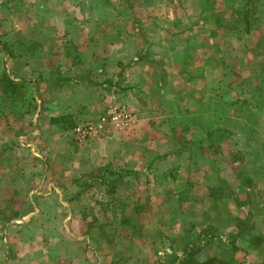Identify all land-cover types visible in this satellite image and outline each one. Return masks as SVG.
Here are the masks:
<instances>
[{"label":"rangeland","instance_id":"obj_1","mask_svg":"<svg viewBox=\"0 0 264 264\" xmlns=\"http://www.w3.org/2000/svg\"><path fill=\"white\" fill-rule=\"evenodd\" d=\"M0 19L17 51L51 35L36 67L74 36L97 55L72 128L0 79V264H264V0H0Z\"/></svg>","mask_w":264,"mask_h":264},{"label":"crops","instance_id":"obj_2","mask_svg":"<svg viewBox=\"0 0 264 264\" xmlns=\"http://www.w3.org/2000/svg\"><path fill=\"white\" fill-rule=\"evenodd\" d=\"M47 4V3H46ZM36 6V5H35ZM30 9L33 8V5H29ZM58 7L59 10H65L66 12H72L75 11V15L72 19H67V25L71 23V20L73 23H79V12L81 10H78V6H71L70 9H67L64 5H59L56 3L54 7H51L50 4H47L45 6H41L40 9L44 8L48 13L53 10L58 14ZM28 8V7H27ZM37 6L35 7V9ZM26 10V9H25ZM90 11V8H86V12ZM60 15L59 17H61ZM59 17H56V22L54 23L55 26H58V22H61L60 25H62L63 20L59 19ZM89 18V17H87ZM2 19H0L1 21ZM32 23L35 21L32 20ZM61 27V26H59ZM62 28V27H61ZM60 34V33H59ZM39 36V35H37ZM46 37H40L35 40L41 42L37 44L33 41V43H27L25 46V51H17V45L16 47L9 48L5 44V41L2 39L3 43L0 42V57L3 58V64H0V79L6 77L8 82L11 84L12 87H15V89L23 87L24 85L29 83L31 86L32 83H35V89L39 91V95L35 96L36 101L41 105L40 108L44 110V112L51 118L53 117L61 116V115H70L73 119L76 120V116L78 115L75 110L83 109L86 107L94 108L96 106V93L94 88V83L92 82V74H94V69L89 67L90 59L94 61L97 57L95 50V42L88 37H73V45L69 52H63L62 50H57L52 53L54 56V59L56 61V67L52 70V65L48 64L46 66L45 64H42L39 67H36V64L34 61L37 59H47L50 55V53L41 52L42 48V42L45 40L46 43H48V39L51 37V35L47 34ZM0 37H2V33L0 31ZM53 38H50L49 40H52ZM62 39V38H61ZM57 40V37L56 39ZM2 43V44H1ZM32 44V45H31ZM56 46L59 45V43L55 44ZM41 47V49H39ZM44 49H47L44 47ZM105 57V55H104ZM103 57V59H104ZM70 59V60H65ZM140 59L144 60L146 57H141ZM85 60H88V65L86 63H81ZM135 60H138L135 59ZM68 64V66H65L64 64ZM67 62H71L67 63ZM142 62V61H141ZM40 63V62H39ZM38 63V65H39ZM87 65V66H86ZM146 64H143L145 66ZM141 63H137L135 67L130 66V70L139 72L141 70ZM146 69V68H145ZM39 78L36 80L35 78L32 79L35 72L39 71ZM149 74H152L154 78H156V82L153 84L146 86L149 88H155L157 91H159L158 88V79H159V72L155 71L153 68H149ZM110 71V70H109ZM70 74H68V73ZM154 73V74H153ZM119 73L118 75H120ZM141 73L139 72V76ZM6 75V76H5ZM115 75V76H118ZM27 81V82H26ZM71 83V90L68 88L69 84ZM39 86V89H38ZM140 89L139 92H143V90L146 89ZM44 90H47V93L45 94ZM50 92L56 93L55 94V104L50 103L49 105H46L44 102L45 100H50L51 95ZM42 94L44 96H42ZM159 94V92H158ZM46 95L48 97H46ZM157 96V94H156ZM109 95H107V98L109 99ZM134 97V96H133ZM158 100L160 99L159 96H157ZM43 99V101H41ZM54 99V97H52ZM119 99V98H118ZM105 101V96L103 95L102 99ZM157 101V100H156ZM42 102V103H41ZM64 109V112L62 111ZM80 110V112H81ZM62 111V112H61ZM83 111V110H82ZM142 114V113H141ZM142 116V115H141ZM139 116V118H141ZM142 122V119H141ZM61 199V198H60ZM72 203V202H71ZM72 215V214H71Z\"/></svg>","mask_w":264,"mask_h":264},{"label":"trees","instance_id":"obj_3","mask_svg":"<svg viewBox=\"0 0 264 264\" xmlns=\"http://www.w3.org/2000/svg\"><path fill=\"white\" fill-rule=\"evenodd\" d=\"M6 76V75H5ZM51 122L53 124H60L64 128H72L75 125V121L70 115H61L57 117H53ZM213 132H209L208 137L212 135ZM130 173L138 174L137 171L129 170ZM165 172V171H164ZM166 177L167 174H166ZM176 193V192H175ZM199 264H223L222 261L217 257H210L206 261L201 262Z\"/></svg>","mask_w":264,"mask_h":264},{"label":"built area","instance_id":"obj_4","mask_svg":"<svg viewBox=\"0 0 264 264\" xmlns=\"http://www.w3.org/2000/svg\"><path fill=\"white\" fill-rule=\"evenodd\" d=\"M80 131V129H78Z\"/></svg>","mask_w":264,"mask_h":264}]
</instances>
